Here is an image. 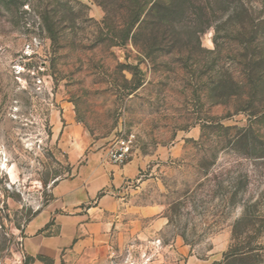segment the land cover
Segmentation results:
<instances>
[{
  "label": "rangeland",
  "instance_id": "1",
  "mask_svg": "<svg viewBox=\"0 0 264 264\" xmlns=\"http://www.w3.org/2000/svg\"><path fill=\"white\" fill-rule=\"evenodd\" d=\"M216 6L201 32L165 14L156 41L138 23L122 36L128 14L95 0H0V264L28 262L53 184L120 126L137 201L158 211L105 264H264V0Z\"/></svg>",
  "mask_w": 264,
  "mask_h": 264
},
{
  "label": "crops",
  "instance_id": "2",
  "mask_svg": "<svg viewBox=\"0 0 264 264\" xmlns=\"http://www.w3.org/2000/svg\"><path fill=\"white\" fill-rule=\"evenodd\" d=\"M141 162L110 163L101 151L89 152L74 173L57 180L52 198L29 220L21 237L24 264H105L122 238L145 235L144 221L157 213L137 201ZM178 252L187 254V246ZM188 256L185 264H211Z\"/></svg>",
  "mask_w": 264,
  "mask_h": 264
},
{
  "label": "trees",
  "instance_id": "3",
  "mask_svg": "<svg viewBox=\"0 0 264 264\" xmlns=\"http://www.w3.org/2000/svg\"><path fill=\"white\" fill-rule=\"evenodd\" d=\"M99 5L103 7L106 13L113 11L114 13L118 11H125L128 14V19L126 22V31L121 34L122 36H128L133 25L138 23L141 28H148V35L150 39L153 40H163V37L167 29L168 19L165 14L170 12L176 13L177 16L183 20L191 17H195V20H200V25H202L199 32L210 28L215 25L220 16L217 14L219 10L217 3L221 0H95ZM243 11V10H242ZM244 11H247L244 9ZM179 19V20H180ZM238 24L241 28H244L243 17L238 18ZM258 21V19H256ZM167 22V23H166ZM251 22V19H250ZM204 26V27H203ZM204 28V29H203ZM144 30V29H143ZM144 32V31H143ZM128 34V35H127ZM244 34V32H243ZM142 35V34H141ZM115 37V35H113ZM133 32L131 37H134ZM172 36V35H171ZM174 40L179 37L177 34L173 35ZM256 36V35H255ZM253 36L251 40L255 37ZM123 38V37H120ZM175 44V43H174ZM233 94V93H232Z\"/></svg>",
  "mask_w": 264,
  "mask_h": 264
},
{
  "label": "built area",
  "instance_id": "4",
  "mask_svg": "<svg viewBox=\"0 0 264 264\" xmlns=\"http://www.w3.org/2000/svg\"><path fill=\"white\" fill-rule=\"evenodd\" d=\"M135 145V134L133 131L126 129L125 127H118L115 129L112 137L108 141L107 145L103 148V153L105 158L113 164L123 165L127 163L133 153V147ZM142 174L139 172L136 181H139ZM21 242V240H20ZM20 246V258L19 263L22 262L24 258L21 252Z\"/></svg>",
  "mask_w": 264,
  "mask_h": 264
}]
</instances>
